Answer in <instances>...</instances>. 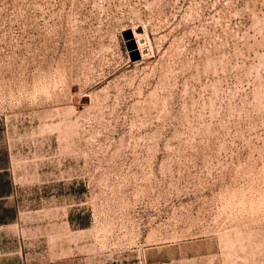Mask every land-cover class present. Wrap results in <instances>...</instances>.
Masks as SVG:
<instances>
[{
  "label": "rangeland",
  "instance_id": "1",
  "mask_svg": "<svg viewBox=\"0 0 264 264\" xmlns=\"http://www.w3.org/2000/svg\"><path fill=\"white\" fill-rule=\"evenodd\" d=\"M2 167L0 264H264V0H0Z\"/></svg>",
  "mask_w": 264,
  "mask_h": 264
},
{
  "label": "crops",
  "instance_id": "2",
  "mask_svg": "<svg viewBox=\"0 0 264 264\" xmlns=\"http://www.w3.org/2000/svg\"><path fill=\"white\" fill-rule=\"evenodd\" d=\"M6 165V164H5ZM6 170L7 169V167H2V168H0V170L1 171H3V170ZM2 179H3V182H2V184L5 186V187H7V185H8V183H7V173L5 172V173H2ZM10 183H11V180H10ZM5 196H7V193L5 194ZM1 197H3V196H1ZM11 213H12V209H11ZM3 222H5L4 221V218H3V221L2 222H0V223H3Z\"/></svg>",
  "mask_w": 264,
  "mask_h": 264
},
{
  "label": "trees",
  "instance_id": "3",
  "mask_svg": "<svg viewBox=\"0 0 264 264\" xmlns=\"http://www.w3.org/2000/svg\"><path fill=\"white\" fill-rule=\"evenodd\" d=\"M8 185H10V180L7 181ZM8 185L5 187L3 184H0V197L4 196L6 193L8 194ZM13 215V214H12ZM3 221V217L0 216V222Z\"/></svg>",
  "mask_w": 264,
  "mask_h": 264
}]
</instances>
